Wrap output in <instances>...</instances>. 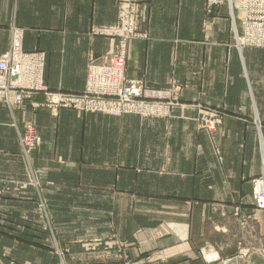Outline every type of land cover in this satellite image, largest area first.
<instances>
[{
    "label": "crops",
    "instance_id": "0c3cea01",
    "mask_svg": "<svg viewBox=\"0 0 264 264\" xmlns=\"http://www.w3.org/2000/svg\"><path fill=\"white\" fill-rule=\"evenodd\" d=\"M118 2L0 0V55L10 46L12 26L25 29L24 50L47 54L49 91L81 94L88 66L116 45L89 33L115 23ZM141 5L140 30L147 38L129 44L127 78L221 111L219 126L201 129L189 113L203 118L207 112L195 105L176 108L181 116L170 120L54 112L45 93L20 107L0 104V264H61L56 238L45 246L39 244L44 233L28 234V227L43 225L28 213L35 215L38 193L6 188L27 179L19 144L26 124L43 137L30 155L29 173H50V195L78 191L113 202L120 196L147 200L150 224L140 237L135 229L127 233L133 260L264 264V212L255 208L251 184L264 160V50L238 52L226 15L207 16L206 0ZM112 258L114 252L73 250L64 261L118 264Z\"/></svg>",
    "mask_w": 264,
    "mask_h": 264
},
{
    "label": "rangeland",
    "instance_id": "374dc122",
    "mask_svg": "<svg viewBox=\"0 0 264 264\" xmlns=\"http://www.w3.org/2000/svg\"><path fill=\"white\" fill-rule=\"evenodd\" d=\"M225 3L224 0H221L220 3L213 4L212 0H206L207 16L219 19L225 17L224 15H226L225 18H227L230 23L231 36L234 41V47L238 50V52L242 53L247 49L264 50V48H256L248 45H246L245 48L241 50L237 48L235 28H237L239 36L244 35V21L247 13L249 12V8L240 4L237 5L235 0L232 4H230L229 1H225ZM141 4L142 0L130 1V8L133 9L135 7L136 9L135 36L137 37L134 38V40L147 38V35L143 34L140 30L142 7ZM126 8L127 0H125L124 3L122 2V0H119L115 23L108 27H94L89 33V36L92 38L99 37V29L109 28L108 30L113 32H122L124 29H126ZM233 16H235V19L233 18ZM21 33L23 37L22 49L24 53L34 56L43 55L44 58H46L44 61L46 66L47 54L45 52H26L24 50V37L26 30L17 26H12L10 30V46L7 51L0 55V57L7 53L15 52V44L18 41V34L20 35ZM102 37L112 38L116 40L114 52L102 56L99 59V62H95V60H93L92 63L88 66L86 85L84 91L81 94H69L59 91L51 92L56 96V98L49 96V94L46 95V105L47 107L52 108V111L58 112L62 109H68L85 115L102 114L99 113V101H110V99L109 97H103V99L99 98V66L111 65L112 61L116 58L123 59V53L125 52L124 59L127 67L129 58V44L131 43V41H133L129 40L124 49L123 45L125 44V41L121 39V37ZM127 80L130 82H136L137 87L139 85L138 88L141 91V93L139 95H135L136 97L134 98V100L136 101L135 110L139 111L135 114L136 118H157L173 120L175 119V117L181 116L180 112L178 115L176 114V111L179 110H176V108L189 107L190 110V108L195 105L197 108H199L200 111L205 110V112H207V114L204 115L203 118H197V116H192V114L189 113L190 117H194L195 121L197 120L200 122L199 126L201 129H205L207 132H213L217 129L221 122L222 115L220 113L221 111L219 112V110L208 108L200 103L193 104L191 103L190 99H185V96L183 99V96L180 93L176 94L175 91L170 89L161 90L150 88L149 86H147L145 80H129L128 78ZM45 87L48 89L46 85ZM34 96L32 97V99L34 98ZM61 97H69L72 99ZM73 97L76 98V100H74ZM32 99H27L20 105H16L14 107H9L5 102H0V104L6 105L9 108H15L22 106L28 101H32ZM53 99L54 101H52ZM64 99L67 100L68 107L59 106L60 103H64ZM113 99H115L113 100L115 102H120L122 100L120 96H116ZM151 105H153V107L162 109L165 113H143L147 111L146 107L144 106ZM188 112H184V118H190L187 115ZM126 115L128 114H125L123 116ZM123 116L119 115L115 117L119 118ZM42 143L43 137L39 132L37 126L33 124H26L23 126L22 131L19 133V144L22 151L21 156H24L23 160L27 171V179L21 181L14 180V182L12 181L11 184L8 183L10 184L9 187H6L8 190H12V192H18L20 190L24 191L30 188L32 191L34 190L38 193L33 195V199H35V202L37 204L35 215H33L32 212L28 213L32 216H36V220L42 222L43 225L28 227L27 229H30V231L32 232H28V234L37 236L40 235V233H44V236L40 235L41 237L43 236L44 242H42L41 240L39 244L44 245L45 243V246H47V242L45 241H48L51 236L53 238H56L58 243H56L54 249L57 247L56 254L59 256L61 264H65L64 256L68 253H71L73 250H99L104 252H114V258H112V260L118 262V264H157V262L149 261V257H140L136 261L133 260L134 255L133 252L130 251L131 247L129 244V240L127 239V233L134 229L136 230V236L140 237L143 234L144 227L150 224L147 223L146 220V216L150 212L146 211L145 209L148 208L144 207L143 205V203L147 200L142 197L139 198L136 196H120L118 200H115L113 202L112 198H108L106 196L99 197V193L87 194L79 193L78 191L75 194L54 193L50 195V193H53L52 189L49 187L52 186L50 173L47 170L38 169L35 173L32 172L30 174L28 170V161L30 155L41 148ZM256 181H259L260 184H256ZM251 184L254 205L255 208L259 210L256 206L257 195L255 191H258L259 193H261V196H264V160L261 174L258 177L253 178ZM75 187L78 189L79 183H77ZM47 192H49V195L46 194ZM58 193L60 192L58 191ZM133 205L135 207H132ZM152 210L159 212V208H152ZM259 211L264 212V210ZM30 215L28 217H30ZM50 247H52V243ZM137 247L139 246L137 245ZM137 250L140 249L137 248L136 252ZM137 254H139V252ZM77 262H81V260Z\"/></svg>",
    "mask_w": 264,
    "mask_h": 264
},
{
    "label": "built area",
    "instance_id": "2783aa9c",
    "mask_svg": "<svg viewBox=\"0 0 264 264\" xmlns=\"http://www.w3.org/2000/svg\"><path fill=\"white\" fill-rule=\"evenodd\" d=\"M125 0H122L124 3ZM132 1V0H130ZM130 1L127 0L125 18L126 29L122 32L109 31V28L99 29V36L121 37L125 41L123 48L129 40H134L135 36V7L130 8ZM221 0H212V3H220ZM229 1L230 4L234 0ZM237 5H243L249 8L244 21L245 33L239 36L237 28L236 46L240 50L246 45L256 48H264V0H235ZM227 3V2H226ZM225 3V4H226ZM235 7V6H232ZM243 8V7H242ZM235 19V16H233ZM22 33L18 34V41L15 44V52L7 53L0 57V102H5L9 107L20 105L25 100H30L36 94L45 93L56 98L46 87L44 83L45 59L43 55H28L22 49ZM116 58L111 65L99 66V98L109 97L110 101H99V113L109 116H123L125 114L135 115L136 101L135 95L141 93L136 82H130L126 78L127 67L124 59ZM120 96L122 100L115 102L114 97ZM69 98V97H61ZM72 99V98H69ZM74 100L76 98L73 97ZM135 102H134V101ZM54 101V99L52 100ZM59 106L68 107L67 100H63ZM147 111L145 114H164L165 112L151 106H144ZM260 184L259 181L255 182ZM257 195V208L264 210V196L255 191Z\"/></svg>",
    "mask_w": 264,
    "mask_h": 264
}]
</instances>
